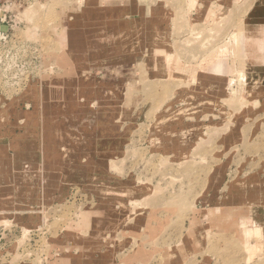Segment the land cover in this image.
<instances>
[{"label":"rangeland","instance_id":"374dc122","mask_svg":"<svg viewBox=\"0 0 264 264\" xmlns=\"http://www.w3.org/2000/svg\"><path fill=\"white\" fill-rule=\"evenodd\" d=\"M0 12V264H264V0Z\"/></svg>","mask_w":264,"mask_h":264},{"label":"built area","instance_id":"2783aa9c","mask_svg":"<svg viewBox=\"0 0 264 264\" xmlns=\"http://www.w3.org/2000/svg\"><path fill=\"white\" fill-rule=\"evenodd\" d=\"M24 27L23 22L21 21L20 14H8L7 12H0V51L6 52V48L8 47V39L12 40L15 37V41H19V38H16L15 34L21 32V29ZM12 38H11V37ZM22 46H28L30 51H33L31 44L28 42H19ZM0 64L2 61L0 59Z\"/></svg>","mask_w":264,"mask_h":264},{"label":"bare ground","instance_id":"6f19581e","mask_svg":"<svg viewBox=\"0 0 264 264\" xmlns=\"http://www.w3.org/2000/svg\"><path fill=\"white\" fill-rule=\"evenodd\" d=\"M227 19H228V18H227ZM255 36H256V35H255ZM257 37H258V35H257ZM257 37H256V38H257ZM256 38H255V40H257ZM249 41H250V43L254 42V41H251V40H249ZM250 43H249V42H246L247 45H249ZM255 43H256V41H255ZM255 43H254V44H255ZM258 43L260 44V45L258 44V45H259V48L262 50V47H263V44H264V43H263L262 41L260 42V40H259ZM263 52H264V51H262V53H263ZM259 54H260V52H259ZM254 57L256 58V56H254ZM257 58H258V56H257ZM261 67H262V66H261ZM260 72H263V71H260ZM260 72H259V74H261ZM260 76H261V75H260ZM245 224H246V226L248 227V230H247L248 233H250L251 231H253V230L256 229V228H255V225H254V222H253V220H251V219L246 220V221H245Z\"/></svg>","mask_w":264,"mask_h":264}]
</instances>
